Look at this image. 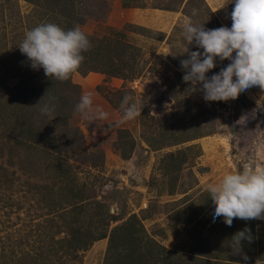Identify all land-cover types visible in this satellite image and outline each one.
Wrapping results in <instances>:
<instances>
[{
    "label": "rangeland",
    "instance_id": "rangeland-1",
    "mask_svg": "<svg viewBox=\"0 0 264 264\" xmlns=\"http://www.w3.org/2000/svg\"><path fill=\"white\" fill-rule=\"evenodd\" d=\"M114 1L106 0L101 8L95 4L97 11L78 27L94 38L115 37V40L133 45L136 48L133 57L124 68L128 77L106 76L97 71L81 74L76 70L71 73L70 81L78 87L48 89L46 80L43 87L31 80L17 95L12 91L20 85L21 76H31L29 72L38 70L30 66L18 46L28 29L21 37L20 34L14 36L16 30L12 27L16 29L19 19L24 26L25 21L32 28L48 20L35 3L0 0L10 19L6 36L3 23L0 24V264H16L19 250L35 248L40 243L34 242L37 234L49 229L48 218L58 224L79 218L85 224L93 216L91 213H97L92 209L82 215L67 214L59 218L46 208H40L35 202L37 197L26 192L32 180L26 169L28 164L21 162L27 146L20 143L14 129L7 125L11 122L7 117L11 113L12 118L14 111L19 112L29 100L36 98H41L40 107L54 98L47 115L53 117L54 124H62L60 129L74 130L76 144H61L64 146L62 154L76 173L74 182L84 183L86 192L100 201L99 215L105 212L104 215L116 218L108 221L109 231L135 213L138 217H146L142 220L146 234L171 250L176 264H244V256L234 254L228 246L232 236L228 225L222 217L213 219L209 215L212 202L204 185L223 171L264 164V89L252 86L238 90L234 96L205 101L199 83L192 85L183 80L185 70L180 64L191 51L197 50L194 42L187 43L183 22L191 17L195 24L203 23L206 29L217 28L228 23V6L217 9L220 0H133L134 10H130L136 20L133 22L122 21V13L112 12L116 7ZM89 8L94 10L91 5ZM193 9L197 10L195 16L191 15ZM56 20L51 18L49 22L65 25L63 20ZM111 46L93 52L97 66L98 62L108 59L106 56L115 58L114 52H110ZM226 59L217 57L216 67L211 71H217ZM124 63L119 64V68H123ZM32 90L36 93H30ZM89 92L92 93L93 110L99 107L108 113L107 117L90 120L75 111L76 103ZM33 94L36 96L32 97ZM125 95L143 106L139 116L121 122V102ZM175 112L181 113L183 120H197L196 117L202 115L203 120L214 124L215 132L152 150L144 142L143 135L156 132L158 124ZM190 125L193 128L195 123ZM119 128L128 129L134 138L135 145L127 159L121 157L116 146ZM81 143L93 153L87 159L98 166L85 165ZM190 144H197L200 154L177 175L166 171L160 162L163 154ZM193 209L196 215L191 214ZM189 216L199 217L202 225L182 223ZM255 223L264 235V219H255ZM51 231L52 228L45 233ZM59 237L69 236L62 232ZM107 242L108 237H105L86 250H76V258L60 248L56 254L60 257H48L47 261L50 259V264H104ZM64 243L65 249L67 242ZM254 245L256 253L252 255L253 262L248 264H264V243ZM247 251L248 247L242 246L244 255Z\"/></svg>",
    "mask_w": 264,
    "mask_h": 264
},
{
    "label": "trees",
    "instance_id": "trees-1",
    "mask_svg": "<svg viewBox=\"0 0 264 264\" xmlns=\"http://www.w3.org/2000/svg\"><path fill=\"white\" fill-rule=\"evenodd\" d=\"M26 1L28 3H35L37 7H40L42 9L41 13L47 15L48 22L51 21V18L57 19L56 21L58 22L63 20L65 25L61 27L70 29L78 27V25L84 22L87 16H93L97 11L95 4H98L99 8H101L106 0ZM1 5H3V2H0V24L1 22L3 23V34L6 36V30H9L7 25L10 23V19L7 18V12ZM89 5L94 7V10H91ZM161 8L168 9V7L163 6ZM24 24L25 26L19 19L18 24H16V29L15 26L12 27L16 30L14 36L20 34L22 37L25 29L29 30L32 28L25 21ZM58 25L60 24L58 23ZM86 35L88 36L91 47L82 53L84 60L77 70L81 74H85L86 71H97L106 76L128 77L124 68L127 67V63L133 57L132 52L136 48L127 42L115 40V37L94 38L90 34ZM111 44L112 49L110 52H114L115 58L113 56H106L108 59L103 62H98L99 66H97V62L95 61L96 57H92L93 52L98 48L106 49ZM126 55L128 57L125 58L124 56ZM123 62H126L123 68H119V64ZM37 70L29 72L31 76L22 75L19 82L20 85L12 92L18 95L31 80L35 81L40 87L45 85L44 80H46L48 89L57 86L59 87L58 89L60 87L65 89L66 86L68 88L78 87L77 84L70 81V77L67 80L60 81L54 77L46 76L42 68ZM30 93L36 92L32 90ZM34 96L36 95L33 94L32 97ZM39 99L41 100V98H36V100L32 99L31 102L29 100L28 104L26 106L23 105L19 112L14 111L12 118L11 113L7 117L11 121L7 125L14 129L20 143H24L27 146L25 148L27 151H25L21 162L28 164L26 169L30 172L32 180L29 184L31 191L28 190L26 192H31L33 197H37L35 202L39 203L40 208H46L49 213L55 214L59 218L67 214L82 215L92 209L97 210V213H91L93 216L85 224L83 221H79V218H75L71 222H63L62 224L53 223L48 218L47 221L50 222L48 226L49 229L52 228V231L45 233L49 229H42L43 231L38 233L36 239H34V242L40 241L35 248L31 250H19L16 264H50V259L47 261L48 257H52V259L53 257L59 258L60 256L56 254L60 248L63 249V253H67V255L76 258V250H86L93 242L105 237H108V242L104 264H176V258L172 256L173 252L159 244L149 234H146L142 224V220L146 217H138L135 213H132L127 219L113 226L110 231L108 230V221H113L116 218L113 215H104L103 213L105 212L99 215L100 201H96L92 195L86 192L84 183L74 182L76 181V173L71 168V164L67 162L65 154H62L61 147L73 145L72 142L76 144L74 138L77 139V136L74 130L71 131L66 128L60 129L62 126L61 123H58V125L54 124L51 119L53 117L47 115L51 111L44 113L40 110ZM182 117L183 115L181 113L178 114L175 112L171 117L164 118L158 124L156 132H148L143 135L144 142L152 150H159L192 141L215 132L214 124L203 120L202 115L197 116V120H183ZM192 122L195 123L193 128L190 125ZM66 130L69 132H65ZM61 144L64 146H60ZM79 145H82V156L87 161L85 165L98 166L99 164L87 159L93 156V153L87 151L82 143ZM125 145L128 146L127 149L124 148ZM134 145L135 142L131 136V132L126 128H119L117 130L116 146L123 159L130 157ZM57 147H60V149ZM70 149L73 150L76 148L70 147ZM199 154L198 145L190 144L174 152L171 150L166 151L160 158V162H163V167L166 171L173 172L177 175L184 165H188ZM100 156L102 157V153H100ZM173 177L176 179V176ZM210 209L209 206V215ZM191 214L196 215L197 212L193 209ZM182 221V223L192 222L199 227L202 225L201 219L197 216H189L186 220ZM245 226L251 230L252 235L250 242L242 241V246L248 247L245 256L249 257L243 263L248 264L253 262L251 261L253 260L252 255L256 253L254 244L259 242L260 244L264 243L262 241L264 235L257 228L255 219L243 220L234 218L231 226H228V229L231 230V235H233ZM62 232L69 237H59ZM258 237L260 238L258 239ZM64 242H67V248L65 249L63 248ZM179 257L181 256L179 255Z\"/></svg>",
    "mask_w": 264,
    "mask_h": 264
},
{
    "label": "clouds",
    "instance_id": "clouds-1",
    "mask_svg": "<svg viewBox=\"0 0 264 264\" xmlns=\"http://www.w3.org/2000/svg\"><path fill=\"white\" fill-rule=\"evenodd\" d=\"M228 6V23L214 29L195 24L191 17L183 22L187 43L194 42L197 50L180 61L183 80L199 83L205 101L234 96L238 90L252 86L264 89V0H220V9ZM192 10V16L196 15ZM33 69L42 68L45 75L64 81L84 60L83 52L90 47L88 36L79 28L64 29L53 22L39 24L26 31L18 45ZM203 49V51H199ZM188 49L185 51L187 52ZM227 59L217 71L216 58ZM206 73H211L206 75ZM50 98L41 107L50 110ZM92 93H85L75 105V111L86 119L107 117L108 113L92 108ZM139 105L129 95L121 102V122L141 114ZM205 191L211 199V218L221 216L228 226L234 218L264 219V164L248 165L241 170H226L206 181ZM251 230L245 226L230 238L228 246L234 254L242 252V241H251Z\"/></svg>",
    "mask_w": 264,
    "mask_h": 264
},
{
    "label": "crops",
    "instance_id": "crops-1",
    "mask_svg": "<svg viewBox=\"0 0 264 264\" xmlns=\"http://www.w3.org/2000/svg\"><path fill=\"white\" fill-rule=\"evenodd\" d=\"M114 5L116 7L113 8V13L115 12L116 14L122 13V16L120 17L121 20H127L129 19L130 21H136L132 15L130 14V10H134L132 5H133V0H115ZM118 11V12H116ZM111 13V15L113 14Z\"/></svg>",
    "mask_w": 264,
    "mask_h": 264
}]
</instances>
